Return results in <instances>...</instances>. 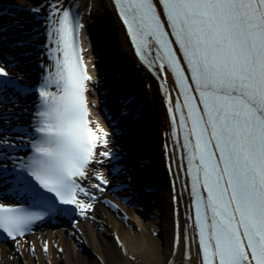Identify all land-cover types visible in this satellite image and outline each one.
<instances>
[{
  "label": "snow or ice",
  "instance_id": "6c2138e0",
  "mask_svg": "<svg viewBox=\"0 0 264 264\" xmlns=\"http://www.w3.org/2000/svg\"><path fill=\"white\" fill-rule=\"evenodd\" d=\"M116 3L137 51L154 52L161 69L175 73L183 97L175 104L184 133L179 147L187 153L203 264H264V0H159L166 24L153 0ZM53 9L48 38L57 55L37 88L32 155L12 173L0 168V183L14 175L42 211L0 205V229L12 240L44 214L90 209L79 197L94 196L78 178L116 159L110 150L97 151L108 149L109 132L87 119L92 77L78 55L81 25L70 9ZM8 77L0 67V93L14 84ZM9 147L0 135V159ZM94 179L101 191L109 183L101 174Z\"/></svg>",
  "mask_w": 264,
  "mask_h": 264
},
{
  "label": "bare ground",
  "instance_id": "6f19581e",
  "mask_svg": "<svg viewBox=\"0 0 264 264\" xmlns=\"http://www.w3.org/2000/svg\"><path fill=\"white\" fill-rule=\"evenodd\" d=\"M67 1L68 0H7L6 2H8L9 5L16 6L20 9L13 14L12 12H14V10H12L10 11V14L0 19V26L3 25L4 22L9 25L10 29L9 32H6V36L10 37L16 35L20 39H26L28 36H26V34L23 35L21 32L22 30L19 31L20 27H22L21 25H23L24 22H26V25L31 23L33 24L35 17L46 15L47 37L45 34H42L41 39H38L37 41H32L30 37L28 39L32 46H34L33 43L44 44L45 42L46 44L43 51L38 52L39 55L45 54V61H43L45 62V66L47 68L45 72L46 76L50 71H54V58L56 56V53L50 51V48H55V44L52 43L48 38V32L50 31V21L55 19V17L50 16V13L54 10L53 6H57L63 10ZM74 1L79 3V13L82 17L83 24H85L86 27L89 25L92 17H100V13L104 15L106 21L102 20L101 23L103 26L105 25L106 29H109V34L111 35V46L113 48L112 49L110 47L109 51L110 53L114 52L115 55L117 54L121 60V67L126 69L128 83H130L131 80L133 81L132 85L131 83H127V85L134 86V89L137 93V100L140 101L143 107L141 113L144 115V117H142V120H145V122L148 120L150 123L148 128H144L145 131L139 130V133L141 134L140 138H143L144 140L153 139L152 144L149 145L148 143H145L143 146L138 145V147L136 146L132 150H129L128 152L131 154L128 156L130 159L129 163L134 164L132 163L133 160L139 157L140 152H144L148 158H153L156 168L161 165L162 160L165 164V167L166 162L169 166L168 171L165 170L163 172V183L161 184L159 180L152 185L153 188L155 186L160 187L155 190L154 198H152L157 199V204L155 205H158L159 209L157 207L153 209V212L151 211V216H158L160 214V218L156 219L152 224L148 222H142L140 220L138 222L141 228L140 237L136 234H132V232H129L125 227L127 222L126 217L128 218L129 216L132 217L135 215L134 210L136 208L134 209V207L130 206L129 204L122 206L115 198H117V196L121 197L122 195H133L134 192H139L140 184H138L137 181L140 177L138 176L143 174L139 172V169L136 168V165H133L132 172L136 174V178L134 179L135 184L131 185L129 190L122 191L117 195L113 193V195L109 197L111 201L115 202L117 209H119L118 212H112L108 205H105V203L101 205L98 202L99 204L97 205L94 212L87 214L89 209L82 212L84 213L86 220L84 223L77 222L78 225L75 228V231L70 229V227L65 229V231H67L70 235H75L77 240H81V242L85 244V249L89 250L87 253L92 254L93 256H87L85 254L86 250L84 247H80V245L76 242V239H71L70 237L66 236V234L62 233V229L56 227L53 230L45 231L43 234L37 233L24 240L17 241L14 244L16 245L15 247L9 243H0V264H198L197 251L194 249L192 243L194 229L189 223L187 209L189 201L186 197V190L183 186L182 179L179 176V164L176 157L175 141L173 135L171 134V128L166 111L167 107L173 106L174 103L173 84L168 77L165 82L166 92L162 93L157 84L149 77L143 68L140 67V64L133 55L125 32L117 19L115 10L110 0ZM40 4H44L42 10L37 6ZM39 11L42 12L43 15L39 13ZM0 28L1 30L3 29L2 27ZM17 28L19 32L16 30ZM94 36V40L96 41V49L93 50V52L91 51V53L89 50V57L92 59V62L101 61V59L104 58V49L102 47L101 35L98 32H95ZM84 38L88 40V37ZM14 53L16 56L21 57L27 53V49L21 45ZM50 55L53 57V59H49ZM113 59H115L114 56ZM17 61H22V58L17 59ZM86 65L89 76L92 77L91 80H97L95 77L94 68L92 71L90 69L91 67L89 68V65ZM24 68H27L28 71L33 70V74H36L34 71L37 69H35L33 66L25 65ZM117 70V67L111 68L110 71L107 72V77H112L113 75L117 78ZM9 72L15 73L11 76L20 78L23 80V82L27 81V77H22L19 72L15 71V68ZM42 82L43 80L41 79L38 80L36 84L41 85ZM105 85H108V83ZM53 91H56L54 86ZM94 98H97V101L95 99V102L100 108L101 97L96 91H94ZM39 104L38 106H34V108L31 107L32 105L30 103H28L26 107H23V103L18 101L9 105H0V109L5 108L8 111L15 112L13 113L14 115L12 113L8 114V116L11 117L10 120L13 121V119H15L14 121L16 123L14 122L13 125L25 127L23 124L24 119L30 118L31 121H36V113L38 111ZM112 107H115L116 109L118 106H116L114 102L110 105L111 110ZM27 108L29 110H27ZM26 111L29 112V114H27ZM93 118L94 117H92L93 129H95L96 125L99 124L102 128H104L105 131L109 132L108 149L98 148L97 151H114L112 150L113 144H115L114 140L119 141V137L115 138V134L110 130L108 123L104 121L103 117H99L98 120ZM126 121L131 122V117ZM123 122L125 121L123 120ZM17 137V135L7 136L8 139L12 138L13 140L18 139ZM116 151L121 152L122 150L119 149ZM100 159H103V157H100ZM126 163L127 159L124 160L122 166H125ZM98 165L99 164H93V166L88 169V178L83 180L85 182L83 186L87 190L94 188L92 187L94 183H99V181L94 179L97 174H101L109 180V183L106 186H101L104 189L103 191H108L111 189V185L114 183L115 178L117 182H123L122 175H117L112 179L108 169L104 168L103 170H100L97 168ZM154 172H156L158 176L160 175L158 168ZM127 181H131L129 177L127 178ZM154 181H156V179H154ZM150 187L151 186L148 185V188ZM94 189L101 191L99 188ZM143 193V191L137 193V197L135 196L132 201H140L141 207L137 208L139 210L141 208L148 210L150 207L152 209L153 207L150 205V201H152V199L150 200L149 197ZM79 198L85 203H90L88 199L90 197L81 195ZM130 219L132 220V218ZM176 225H178L179 246L175 251L174 237ZM98 229H110L113 237L115 238V244L110 243L104 236L100 235L97 232ZM156 230L158 231V234L157 237H154L152 235ZM55 233H58L59 235L57 237L51 235ZM186 239L190 241L191 245L189 250V261H187L185 258ZM118 243L123 246L122 249L118 248Z\"/></svg>",
  "mask_w": 264,
  "mask_h": 264
},
{
  "label": "rangeland",
  "instance_id": "374dc122",
  "mask_svg": "<svg viewBox=\"0 0 264 264\" xmlns=\"http://www.w3.org/2000/svg\"><path fill=\"white\" fill-rule=\"evenodd\" d=\"M89 60V59H88ZM91 99H90V101H92V103H93V105H92V112H93V115H94V117H95V119H99V114H98V110H97V107L94 105L96 102H95V98H94V95L92 94L91 95V97H90ZM154 206V207H153ZM152 207V209H148V210H144L143 208H141L140 210L139 209H137L138 208V206H134V211H135V215H133L132 217L131 216H129L128 218L126 217V224H125V227L127 228V230L129 231V232H132V234H136L137 236H139L140 237V231H141V228H140V226H139V224H138V222L141 220L142 222H148V223H150V224H152L156 219H159L160 218V216L158 215V217L157 218H154V216H152L151 218L149 217V216H151V211L153 212V209H155L157 206L156 205H153ZM161 212V211H160ZM130 218H132V220L130 219ZM148 219V220H147ZM132 224V225H131ZM97 232L100 234V235H102V236H104L110 243H114L115 244V238L113 237V235H112V233H111V231H110V229H107V230H104V229H98L97 230ZM152 236H154V235H152ZM154 237H156V236H154ZM77 243L80 245V247L82 246V247H84V249H85V244L84 243H82L81 242V240H77ZM118 248H120V249H122L123 248V246L121 245V244H119L118 243ZM83 250V249H82ZM86 250V255L87 256H93L92 254H89V253H87V251H89V250H87V249H85ZM124 254H125V252H124ZM21 259V258H20ZM47 259V258H46Z\"/></svg>",
  "mask_w": 264,
  "mask_h": 264
}]
</instances>
